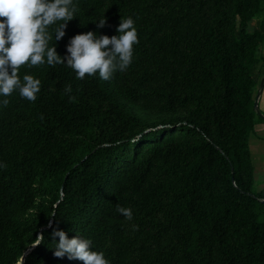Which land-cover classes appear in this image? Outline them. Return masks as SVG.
I'll list each match as a JSON object with an SVG mask.
<instances>
[{
    "label": "trees",
    "instance_id": "trees-1",
    "mask_svg": "<svg viewBox=\"0 0 264 264\" xmlns=\"http://www.w3.org/2000/svg\"><path fill=\"white\" fill-rule=\"evenodd\" d=\"M73 3L58 54L76 33L115 34L127 16L138 43L110 80L20 67L41 90L0 106V264H83L53 255L54 228L90 237L110 264H264L249 144L264 122L254 109L264 0Z\"/></svg>",
    "mask_w": 264,
    "mask_h": 264
},
{
    "label": "clouds",
    "instance_id": "clouds-1",
    "mask_svg": "<svg viewBox=\"0 0 264 264\" xmlns=\"http://www.w3.org/2000/svg\"><path fill=\"white\" fill-rule=\"evenodd\" d=\"M73 17H76L73 0H0V106H7L8 97L14 92L28 101L37 99L41 79L30 72L21 75L22 65L31 68L64 64L80 80L85 74L110 80L117 71L127 69L133 45L138 43L132 16L120 17L111 36L93 30L74 34L65 45V54H58L54 41L64 37L67 22ZM95 23L97 28L103 27L106 17L100 16ZM50 26L54 27L50 30ZM64 90L70 93L71 85ZM117 212L132 219L130 207L117 205ZM51 235L58 237L52 240L51 247L56 257L79 259L83 264H110L102 250L92 247L90 237L77 232L69 238L59 228H54ZM43 240V234H38L32 245Z\"/></svg>",
    "mask_w": 264,
    "mask_h": 264
},
{
    "label": "crops",
    "instance_id": "crops-1",
    "mask_svg": "<svg viewBox=\"0 0 264 264\" xmlns=\"http://www.w3.org/2000/svg\"><path fill=\"white\" fill-rule=\"evenodd\" d=\"M261 24V19H253L248 23L247 26V31L248 32H253L257 27ZM260 55L264 58V43L262 44L260 48ZM262 69H264V65H262ZM258 106L259 109L264 116V88L263 91L260 95L259 101H258ZM254 137L251 140V145L253 146L254 149L257 151H260L256 153L257 155L264 156V122H260L258 125H256L255 131L252 134ZM250 144V141H249ZM261 160H257L254 162V166L256 169H264V162L256 163Z\"/></svg>",
    "mask_w": 264,
    "mask_h": 264
},
{
    "label": "rangeland",
    "instance_id": "rangeland-1",
    "mask_svg": "<svg viewBox=\"0 0 264 264\" xmlns=\"http://www.w3.org/2000/svg\"><path fill=\"white\" fill-rule=\"evenodd\" d=\"M253 135L250 137L249 141H250V150H251V154H252V159H253V163L257 160H261L259 162L256 163H260V162H264V156H260L257 155L256 153L260 152L257 151L256 149L253 148V146L251 145V140L253 139ZM257 168V167H256ZM254 166V186H253V192L254 193H259L260 191H264V169H256Z\"/></svg>",
    "mask_w": 264,
    "mask_h": 264
},
{
    "label": "water",
    "instance_id": "water-1",
    "mask_svg": "<svg viewBox=\"0 0 264 264\" xmlns=\"http://www.w3.org/2000/svg\"><path fill=\"white\" fill-rule=\"evenodd\" d=\"M263 88H264V75L261 78V81H260L256 96H255V99H254V109H255L257 115L259 117H261V118H264V116L262 115V113H261V111L259 109L258 101H259L260 95H261V93L263 91ZM262 195H263V201H264V191L262 192ZM21 261H23V259H21Z\"/></svg>",
    "mask_w": 264,
    "mask_h": 264
}]
</instances>
